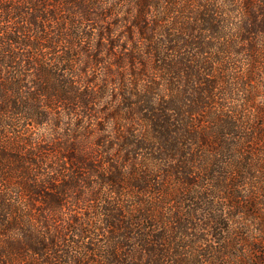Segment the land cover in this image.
<instances>
[{
    "label": "trees",
    "instance_id": "trees-1",
    "mask_svg": "<svg viewBox=\"0 0 264 264\" xmlns=\"http://www.w3.org/2000/svg\"><path fill=\"white\" fill-rule=\"evenodd\" d=\"M0 264H264V0H0Z\"/></svg>",
    "mask_w": 264,
    "mask_h": 264
}]
</instances>
